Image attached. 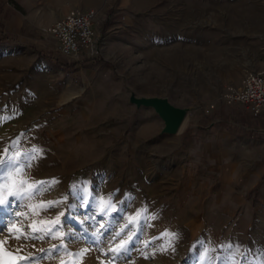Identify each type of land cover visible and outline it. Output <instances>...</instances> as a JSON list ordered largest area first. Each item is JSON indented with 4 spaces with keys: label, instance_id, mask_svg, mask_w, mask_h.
I'll return each mask as SVG.
<instances>
[{
    "label": "rangeland",
    "instance_id": "obj_1",
    "mask_svg": "<svg viewBox=\"0 0 264 264\" xmlns=\"http://www.w3.org/2000/svg\"><path fill=\"white\" fill-rule=\"evenodd\" d=\"M71 9L99 15V53L80 62L60 55L44 31ZM261 69L264 0H0V160L10 145L40 149L27 178L57 181L17 202L11 216L0 211L2 264L60 245L13 237L61 211L75 217H61L68 249H89L82 264H200L205 249L212 264H262L264 236H255L264 234V121L219 98ZM132 98L187 111L170 134ZM109 196L119 211L102 216L97 200ZM65 197L33 215L39 201ZM145 208L156 219L141 220L131 251L113 262L111 249L134 232L129 218ZM165 231L178 236L172 247L160 250V239L145 247ZM69 259L53 254L38 264Z\"/></svg>",
    "mask_w": 264,
    "mask_h": 264
},
{
    "label": "snow or ice",
    "instance_id": "obj_2",
    "mask_svg": "<svg viewBox=\"0 0 264 264\" xmlns=\"http://www.w3.org/2000/svg\"><path fill=\"white\" fill-rule=\"evenodd\" d=\"M18 141L16 144L18 145ZM16 145H10L5 151L8 153L7 159L0 160V211H3L5 214L11 216L12 209L18 206L17 202L24 200H35L37 196L43 195L44 192L50 190V188L57 183L55 179L49 181H36L30 180L26 176V171L32 167L34 161L40 158L42 151L37 148H33L28 153H17L13 152L12 149ZM82 191L88 193L87 186H82ZM67 197L62 200L55 201H39L35 205H32V212L35 217H39L40 213L47 211L50 208H54L64 203ZM81 204L87 209L90 204V197L85 196L81 199ZM97 208L99 214L104 216H110L112 213L119 211L115 204L112 203V197L107 198L100 197L97 200ZM69 210L72 212L76 211V205L69 204ZM19 215V213H16ZM61 217L66 219H75V217L66 216L65 211H61L53 220L48 219H34L29 225L30 232L25 233L22 229H18L13 238L19 239H31V240H44L47 237L49 240L60 239L62 242L58 246H54L46 251H43L39 257H23L17 256L12 261L11 264H38V262L44 258H51L53 254L70 257V259L64 264H82L84 256L89 251L88 248L82 249L80 251L72 252L68 249L66 240L71 239L70 234L64 231L63 221ZM95 216L93 217V219ZM156 216L147 215V209H142L135 214V217L129 218V223L134 225V232L132 235H129L127 241L121 240L118 246H114L111 251L115 253L111 257V260L115 262L117 259L123 258L121 253L127 254L131 251L132 244L139 232V224L141 220L147 225L148 220H155ZM8 223L16 224V220H9ZM150 226V225H149ZM7 227V225H6ZM101 228H104V225H100ZM107 231V229H104ZM3 229H0L2 232ZM124 230L121 229L120 232H116L115 237H120ZM39 233V234H37ZM156 239L166 241V243L161 244L160 250H167L169 247H172L174 241L178 239L176 233L165 231L159 237H154L153 241L145 244V247H148L150 243L154 242ZM7 241H0V264H2V257L5 255L4 245ZM94 243H99V241H94ZM229 248L232 247L231 244L228 245ZM19 251V249L17 250ZM106 254V253H105ZM145 258H148V254L145 253ZM200 264H212L208 257V250H204V255L201 258ZM229 264H236V261L233 259ZM262 264H264V258H262Z\"/></svg>",
    "mask_w": 264,
    "mask_h": 264
},
{
    "label": "built area",
    "instance_id": "obj_3",
    "mask_svg": "<svg viewBox=\"0 0 264 264\" xmlns=\"http://www.w3.org/2000/svg\"><path fill=\"white\" fill-rule=\"evenodd\" d=\"M98 16L95 9H71L44 31L54 40L60 55L80 62L99 53L95 27ZM219 98L226 105H241L253 118H264V69L247 71L238 86L225 87Z\"/></svg>",
    "mask_w": 264,
    "mask_h": 264
},
{
    "label": "water",
    "instance_id": "obj_4",
    "mask_svg": "<svg viewBox=\"0 0 264 264\" xmlns=\"http://www.w3.org/2000/svg\"><path fill=\"white\" fill-rule=\"evenodd\" d=\"M137 106L151 107L164 123L163 131L176 133L184 118L187 109H179L171 106L165 99L160 98H132Z\"/></svg>",
    "mask_w": 264,
    "mask_h": 264
},
{
    "label": "bare ground",
    "instance_id": "obj_5",
    "mask_svg": "<svg viewBox=\"0 0 264 264\" xmlns=\"http://www.w3.org/2000/svg\"><path fill=\"white\" fill-rule=\"evenodd\" d=\"M260 219V221H259V226H264V221L263 220H261V219H263L262 217L261 218H259ZM258 225V224H257ZM257 228H258V226H257ZM260 229V228H259ZM261 230V229H260ZM264 236V234H263V232L261 231V232H257V234H256V236H255V238H256V242H261V237H263ZM255 243V242H254ZM257 244H259V243H257ZM256 244V245H257ZM254 245V244H253ZM257 247V246H256ZM256 250H258V249H256Z\"/></svg>",
    "mask_w": 264,
    "mask_h": 264
},
{
    "label": "crops",
    "instance_id": "obj_6",
    "mask_svg": "<svg viewBox=\"0 0 264 264\" xmlns=\"http://www.w3.org/2000/svg\"><path fill=\"white\" fill-rule=\"evenodd\" d=\"M68 11H69V10H68ZM68 11H67V12H68ZM67 12H66V13H67ZM66 13H64V11H63V13L61 14V16L58 17V18H61V17L64 16ZM58 18H57V19H58ZM55 20H56V19H55ZM244 110H245V109H244ZM255 119L264 121V118H262V117H258V118H255Z\"/></svg>",
    "mask_w": 264,
    "mask_h": 264
}]
</instances>
